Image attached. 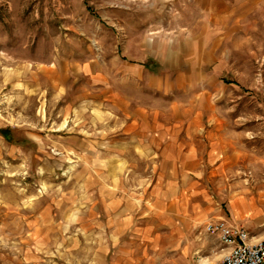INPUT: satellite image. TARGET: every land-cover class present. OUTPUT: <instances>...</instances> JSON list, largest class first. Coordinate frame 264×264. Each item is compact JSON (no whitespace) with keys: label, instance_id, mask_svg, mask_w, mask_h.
<instances>
[{"label":"rangeland","instance_id":"374dc122","mask_svg":"<svg viewBox=\"0 0 264 264\" xmlns=\"http://www.w3.org/2000/svg\"><path fill=\"white\" fill-rule=\"evenodd\" d=\"M162 7L0 0V264H102L108 246L138 235L139 211L127 232L122 218L113 225L93 181H107V71L123 65L124 20L153 18ZM225 51L217 109L235 151L227 177L264 190V4ZM122 174L115 199L140 194L139 170Z\"/></svg>","mask_w":264,"mask_h":264},{"label":"crops","instance_id":"0c3cea01","mask_svg":"<svg viewBox=\"0 0 264 264\" xmlns=\"http://www.w3.org/2000/svg\"><path fill=\"white\" fill-rule=\"evenodd\" d=\"M161 3L153 18L124 20L123 65L107 71V181L93 183L112 224L122 218L127 232L136 210L140 224L102 264H211L225 249L206 224L221 219L244 228L249 243L264 241V190L228 180L235 151L217 109L227 43L264 0ZM127 169L139 170L142 192L117 200L145 202L141 209L114 206Z\"/></svg>","mask_w":264,"mask_h":264},{"label":"built area","instance_id":"2783aa9c","mask_svg":"<svg viewBox=\"0 0 264 264\" xmlns=\"http://www.w3.org/2000/svg\"><path fill=\"white\" fill-rule=\"evenodd\" d=\"M206 230L218 233L219 242L225 249L222 257L211 264H264V241L249 243L244 228L221 219L209 221Z\"/></svg>","mask_w":264,"mask_h":264}]
</instances>
